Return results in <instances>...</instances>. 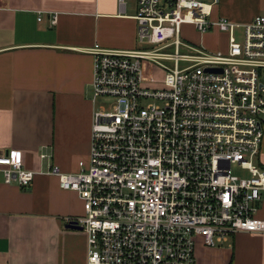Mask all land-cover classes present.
Masks as SVG:
<instances>
[{
  "label": "built area",
  "instance_id": "2783aa9c",
  "mask_svg": "<svg viewBox=\"0 0 264 264\" xmlns=\"http://www.w3.org/2000/svg\"><path fill=\"white\" fill-rule=\"evenodd\" d=\"M217 1L136 0L137 40L146 49H84L93 57V102L112 101L93 108L88 159L78 171L49 161L42 173L82 201L73 221L86 235V264H193L197 240L214 247L239 231L264 232V167L255 162L264 128V15L212 19ZM184 24L200 35L224 33L226 48L182 41ZM143 60L162 67L161 87L144 83ZM35 174L21 151H0V183L26 189Z\"/></svg>",
  "mask_w": 264,
  "mask_h": 264
},
{
  "label": "crops",
  "instance_id": "0c3cea01",
  "mask_svg": "<svg viewBox=\"0 0 264 264\" xmlns=\"http://www.w3.org/2000/svg\"><path fill=\"white\" fill-rule=\"evenodd\" d=\"M136 12V0L122 9L118 0H0V151H21L36 172L26 189L0 183V264H86L84 231L66 227L83 214L82 201L42 172L49 161L65 173L87 161L93 57L84 49H135ZM258 15L264 0H218L211 18L249 23ZM209 34L218 41L208 50L226 48L224 33ZM258 163L264 167V136ZM193 264H264V232L239 231L214 247L197 240Z\"/></svg>",
  "mask_w": 264,
  "mask_h": 264
},
{
  "label": "rangeland",
  "instance_id": "374dc122",
  "mask_svg": "<svg viewBox=\"0 0 264 264\" xmlns=\"http://www.w3.org/2000/svg\"><path fill=\"white\" fill-rule=\"evenodd\" d=\"M209 32L210 31L206 32L203 35V44L207 49L214 47L218 41V35L211 36V34H209ZM180 36H181L182 41H184L188 44L198 45L200 42V33L191 24L182 25ZM147 47H148L147 44L140 43L137 40V45L135 48L146 49ZM149 48H151V47H149ZM163 62L167 63L165 61H163ZM142 70H143L144 83L146 85H149L150 87H154V88H158V87H161L163 85L164 70L162 69V67H160L157 64H154L150 61L143 60L142 61ZM91 98L93 99V91H92ZM111 101H112L111 98L97 97L95 102H94V107L96 109H98V108L101 109L103 107L105 109H109V104ZM263 136H264V128H263ZM255 162L256 163L258 162V157H256ZM82 207H83V204H82ZM83 213H84V211H83Z\"/></svg>",
  "mask_w": 264,
  "mask_h": 264
},
{
  "label": "water",
  "instance_id": "95a60500",
  "mask_svg": "<svg viewBox=\"0 0 264 264\" xmlns=\"http://www.w3.org/2000/svg\"><path fill=\"white\" fill-rule=\"evenodd\" d=\"M263 77H264V71H263ZM66 227H72V228H76V229L82 230V227L79 226V225H76L74 221H69L66 224Z\"/></svg>",
  "mask_w": 264,
  "mask_h": 264
}]
</instances>
